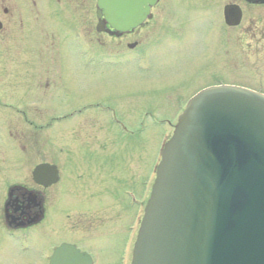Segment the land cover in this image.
<instances>
[{"label": "rangeland", "instance_id": "obj_1", "mask_svg": "<svg viewBox=\"0 0 264 264\" xmlns=\"http://www.w3.org/2000/svg\"><path fill=\"white\" fill-rule=\"evenodd\" d=\"M177 1L176 6H173L170 0H163L160 7L156 9L155 21L141 31V34H145L148 39L156 33L165 31L163 28L165 23L168 24L166 31L169 32L168 36L173 35L174 31L182 28L183 25L189 34L178 42L180 45L170 43L159 56L150 57L149 55V63L145 68H142L136 61H123V63L114 64L99 63L93 69L89 60L83 57L80 52L75 51L73 45L66 44L60 47L67 62L69 49L74 50L69 67L72 70V79H76L75 89L79 100H74L72 97L67 103L62 102V97L66 96L65 94L68 95L63 89L62 92L58 91L59 89L53 87L52 84L47 88L46 84L42 83V78H38V76V79L33 80V83L29 80V71L26 73L25 70L29 68V60L33 57L28 38L26 37V39L24 34L19 32L17 36H15L16 34L10 35L9 32L2 35L4 40L2 39V47L0 46V264H45L41 253L48 242L64 238L93 249L96 253V264H121L119 255L128 232L127 226L132 222L133 216L132 210L127 212V196L122 194V191L121 197L115 195L117 188L123 185L121 179V174L124 171L122 169L124 166L121 167L123 157L128 155L126 170L130 172V183L133 184L134 181L145 177L149 178L159 139L171 131V127L163 123H167L165 119L169 118L174 122L176 120L175 117L173 119V115L178 108L176 102L178 96L187 98L196 89L209 83H215L218 79L264 90V48H260V46L264 47V33L261 35L260 45H257L251 44L252 33L245 32L249 26L250 29L252 28L253 19L261 28L260 33L264 32V6L256 9L242 3L245 17L241 28H226L227 26L223 25L225 31L222 29V18L218 11L223 10L226 0L210 1L215 7H205L203 10L200 4H196L195 8H192L190 4L189 7L192 9L189 8V10L191 11L184 10L182 0ZM80 5L82 6L80 9L84 10L83 4ZM215 9H217V13L214 12ZM211 11L214 13L213 16H211ZM166 12H168V18ZM172 12H179L178 17H172ZM85 14H89V11L87 10ZM52 15L44 13L38 18L34 16L37 20L34 21V35L30 44L37 52L34 59H37V67H40L39 72H41L43 64L49 66L50 64L56 65V62L63 63L61 58L60 61H57L58 57L53 51L48 54L42 50L45 42L50 43L49 47L52 48L55 33L61 31L65 22V26L68 25L67 12L56 18L57 22ZM69 15L71 16L72 12L69 11ZM81 18L82 21L79 19L80 25L89 27L88 30L91 28L93 35L94 24L91 23L89 17L81 16ZM77 22L75 20V23ZM62 31L66 34L65 39L69 42V35L75 37L73 33L66 32L63 28ZM212 31H214V40ZM218 32L223 33V36L217 44ZM102 40H104V48L111 45L110 41L104 38ZM127 41L131 40L125 38L116 43V47L126 49ZM134 41L139 40L136 37ZM207 42L209 53L206 50ZM218 45L219 49H217ZM216 51L218 52L215 53ZM204 54L208 57L205 58ZM67 76L70 75L67 74ZM179 82L191 86L190 88L184 87L182 94L171 96L172 98L164 99V96L157 91L160 88L174 89V84H179ZM133 92H139L141 95L142 92L147 94L145 98L141 97V100L129 103L128 99L133 100L137 97L132 94ZM176 92L178 93V91ZM91 98L100 99L101 102L108 104L113 102L112 105L118 107L123 118L133 126L130 128L133 135L124 133L121 136L115 134L113 136L110 133L111 142L114 144L111 152L113 159L109 158L107 162L102 159L98 160L99 156L92 157L85 152L82 144L77 142L80 140L87 145H102L101 142L104 141L99 137L104 138L102 132L107 128L104 122L107 120L106 115L99 116L94 110H90L83 115H67L65 120H61V114L68 112L70 105L77 106L79 101L85 104ZM158 98L164 99L163 105H167V108L170 105L167 111H159L162 102ZM96 99L90 101L94 102ZM150 99H154V101L150 102ZM148 101L151 103L153 111L158 112L156 114L159 115L162 122L160 126V124L147 120L148 129L141 135L143 131L141 127L134 126L138 124V107L149 106ZM129 104L131 107L128 106ZM125 136L139 138L133 143L132 139ZM105 144L106 146L103 148L107 147L108 142ZM127 146L131 147L130 150ZM74 147H78V154L84 157L78 164L79 168L85 169L87 172L89 164H92L96 170L107 175L105 179L96 180V182L111 190V193L105 195V199L114 201V203L110 205L111 203L107 201L106 207H98L99 199L90 197V202L96 204L93 209L94 214L84 215V221L79 220L81 226L67 224L64 229V212L58 210L63 213L60 217L57 216L58 220L55 222H45L43 226L29 229L27 232L19 231L15 234L16 236L11 237L10 232H7L4 220V200L7 198L9 185L17 182L16 184L32 187L34 184L31 174L33 167L46 160L58 163L65 161L66 175L73 176L78 165L73 167L67 163L73 162L74 159L77 160L73 153ZM117 160L118 162H116ZM111 168L113 171L109 174ZM63 171L65 172L64 167ZM71 187H73L74 198L80 197L77 190V187L80 186ZM52 195L54 196V194ZM53 196H51L53 200L57 198V194ZM76 200L80 201L81 199ZM55 212L57 211L55 210ZM92 225L96 227L94 228ZM25 233L27 235L24 237ZM23 243L27 245L25 250L21 249Z\"/></svg>", "mask_w": 264, "mask_h": 264}, {"label": "water", "instance_id": "obj_2", "mask_svg": "<svg viewBox=\"0 0 264 264\" xmlns=\"http://www.w3.org/2000/svg\"><path fill=\"white\" fill-rule=\"evenodd\" d=\"M264 2V0H249ZM157 0H99V30L143 23ZM231 25L239 6L226 7ZM153 185L132 264H264V96L233 86L197 94L180 116ZM58 180L56 165L33 171ZM50 264H91L75 246H60Z\"/></svg>", "mask_w": 264, "mask_h": 264}, {"label": "flooded vegetation", "instance_id": "obj_3", "mask_svg": "<svg viewBox=\"0 0 264 264\" xmlns=\"http://www.w3.org/2000/svg\"><path fill=\"white\" fill-rule=\"evenodd\" d=\"M81 3L85 7L84 10L80 9L82 8V6L80 5ZM87 10L89 11V14H85V12L87 13ZM69 11L72 12L71 16L69 15ZM65 12L68 13L67 17L69 18H79L81 16L89 17L91 23L96 26L98 19L97 0H0V41L2 40V35L5 34V32H9V34L11 35L15 34L18 30L24 31L28 29L30 31H33L35 25L34 21L37 20L36 18H34V16H37L38 18V16L44 13L46 15L51 13L53 14V19L57 22L56 18H58ZM141 31L142 29H138L136 31L126 33L124 35H121L120 39H130L131 41H127L126 44L131 46V42H133L137 37L139 41H136V45L140 43L142 45V43L146 39V36L145 34H141ZM94 33L91 39V46L95 50L98 38L96 30H94ZM98 115L103 116V114ZM100 118L103 119V117ZM104 122L107 126V121L105 120ZM50 189L51 187L42 188L41 196L44 207V219L49 212ZM14 196L19 197L20 199L22 198L20 193H15ZM92 226L94 228L96 227L95 225ZM63 241L68 240L60 239L56 242L58 243Z\"/></svg>", "mask_w": 264, "mask_h": 264}]
</instances>
